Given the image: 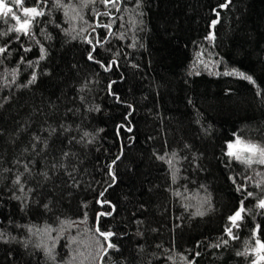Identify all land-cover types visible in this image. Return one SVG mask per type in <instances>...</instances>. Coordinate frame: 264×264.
I'll use <instances>...</instances> for the list:
<instances>
[{
  "label": "trees",
  "instance_id": "trees-1",
  "mask_svg": "<svg viewBox=\"0 0 264 264\" xmlns=\"http://www.w3.org/2000/svg\"><path fill=\"white\" fill-rule=\"evenodd\" d=\"M226 3L8 4L45 15L29 35L0 16V264H264V165L225 155L236 136L264 146V0Z\"/></svg>",
  "mask_w": 264,
  "mask_h": 264
},
{
  "label": "snow or ice",
  "instance_id": "snow-or-ice-1",
  "mask_svg": "<svg viewBox=\"0 0 264 264\" xmlns=\"http://www.w3.org/2000/svg\"><path fill=\"white\" fill-rule=\"evenodd\" d=\"M126 2H127V0H100V3L103 4L105 6V8L108 10H106L103 13L96 12L95 15L97 17H100V16H110L111 17L112 16V10H115L116 12L121 11V5L122 4L126 5ZM230 2H231V0H227V3L224 5H221V7H227L228 3H230ZM9 3L21 5L23 3V0H8V3H6L5 0H0V16L7 17V16L11 15V17L13 19H15L17 22L15 26H13L12 28H10L8 30L9 32L23 33L24 35H29L33 20L36 17H40V16L45 15V13L43 11H38L37 7H31V8L25 7V8H23V13H24L25 17H28V18H25L23 21H21V17L16 15V13L13 12V9L8 6ZM82 3L84 6H87L89 3H91V4L96 3V0H82ZM57 6H60V0H57ZM125 10H127V9L125 8ZM29 14H31V15L29 16ZM217 16H219V13H217ZM114 22H115L114 19L107 24H100L99 22H97V24L95 26H93V31H95V27H103V28H106L109 30V35H112L113 33L111 32V28H112V23H114ZM216 23H218V21L213 20L212 21V27H214ZM4 34L6 35L7 33H4ZM17 39H19V36H17ZM205 39L209 40L210 42L214 41V39H215L214 32H210L209 35L205 37ZM87 43L90 45H93V41L90 39L87 40ZM96 43L101 44L102 42L97 40ZM29 50L30 49H25V51H29ZM6 51H7V45H5L4 47H0V54H4V53H6ZM40 51H41L40 59L43 60L45 49L42 45L40 47ZM95 51H96V46L93 45L92 52H95ZM92 52H90L88 55L89 60H95ZM203 55H204L203 51L198 52L196 54L197 61H198V63L203 64L205 68H208V66H209L208 63H206L203 59H201V57H203ZM95 62L100 64V61H95ZM112 64H115V61H111L107 65L101 64V67H103L105 71H108V70H110ZM196 74L198 75L199 73H196ZM216 74L220 75V73H216ZM16 75H17V72L15 69H13L11 72V77H12L13 81H15ZM223 75H237V76H240L241 78L255 84V81L253 80V78L251 76H248L242 72H237L236 70H232L231 72H225V73H223ZM35 80H36V75L34 73L32 75V78L28 81V83L31 84ZM258 94H259V92H258ZM128 130L131 131V129H128ZM85 135H88V134L85 133ZM243 153H248L249 155L247 157H245L243 155ZM65 155H67V153H65ZM172 155L174 157L176 154L173 153ZM225 155L234 159V160L240 161L241 163H244L249 167H251V165L253 163L264 165V146H261L260 144H257V143L245 142L241 139L240 136H236L234 141H230L227 143V151H226ZM257 156L259 158L254 159V157H257ZM159 158L162 160L164 159V157H159ZM117 159H119V156L117 157ZM167 162L170 166L172 165V159H169ZM113 163H115V161H113ZM25 170H27V165H25ZM173 179H175V174H173ZM13 182L15 184H19L21 187V191H23V185L21 184V176L20 175H17ZM237 190L241 191L242 189L240 186H238ZM101 195H102V193H101ZM177 195H179V193H177ZM247 195L252 196L253 193L248 192ZM17 199H19V197H17ZM258 207L264 208V200L259 201ZM244 212H245V208L243 206V201H242L240 208L237 209L231 216L228 217V220L230 221L231 226L227 227L225 229V231H226L227 235L232 237L233 239L238 238L235 235H233V228L234 227L239 228V226H240L239 221L243 220L242 213H244ZM110 214L111 213H106V214L102 213L100 215H110ZM196 215H204V213L197 211ZM257 228H259V226H257ZM46 231H51V229H47ZM95 231L97 233H99V236L104 237L105 241H108L106 246L103 244L100 245V247L102 248V250L105 253H107L108 249H112V248L116 247L108 239L109 237L114 235L112 232H102V231H100L99 226L96 227ZM98 243H99V241H98ZM223 243L227 244L228 240H224ZM256 244L259 246L258 249H251L252 251H264V243H261V241L259 239H257ZM217 246H219V245H217ZM48 251L51 252V249H49ZM247 252H248V250L246 249V251L244 253H237V255H247ZM169 259H171V257H169ZM258 260H264V255L259 256ZM254 264H258V261H254Z\"/></svg>",
  "mask_w": 264,
  "mask_h": 264
},
{
  "label": "rangeland",
  "instance_id": "rangeland-1",
  "mask_svg": "<svg viewBox=\"0 0 264 264\" xmlns=\"http://www.w3.org/2000/svg\"><path fill=\"white\" fill-rule=\"evenodd\" d=\"M244 141V140H243ZM245 142H248V141H245ZM252 143H254V142H252ZM243 155L245 156V157H247L249 154L248 153H243ZM254 158H258V156L257 157H254ZM259 264V263H258Z\"/></svg>",
  "mask_w": 264,
  "mask_h": 264
}]
</instances>
